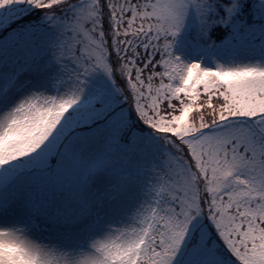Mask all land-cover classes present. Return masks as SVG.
Segmentation results:
<instances>
[{"label": "snow or ice", "instance_id": "obj_1", "mask_svg": "<svg viewBox=\"0 0 264 264\" xmlns=\"http://www.w3.org/2000/svg\"><path fill=\"white\" fill-rule=\"evenodd\" d=\"M0 264H264V0H0Z\"/></svg>", "mask_w": 264, "mask_h": 264}]
</instances>
